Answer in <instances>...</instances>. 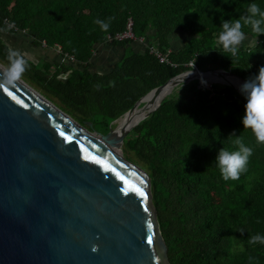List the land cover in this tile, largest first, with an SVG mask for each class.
Here are the masks:
<instances>
[{"label": "trees", "instance_id": "obj_1", "mask_svg": "<svg viewBox=\"0 0 264 264\" xmlns=\"http://www.w3.org/2000/svg\"><path fill=\"white\" fill-rule=\"evenodd\" d=\"M252 3L264 11V0H0V33H23L37 49H58L61 61L26 59L22 77L78 123L106 134L140 97L192 68L253 80L264 65V34L243 24L260 18L249 12ZM96 19L108 21L109 29ZM234 19L242 20L245 39L232 56L218 36L222 23ZM129 23L142 43L116 39ZM99 48L123 54L103 71L92 70ZM9 49L0 36L1 63L8 64ZM245 99L230 85L193 79L176 86L125 138L124 156L149 174L168 264H249V257L264 264V244L248 243L264 234V142L241 123ZM235 137L253 153L247 171L225 181L215 157L221 148L234 150Z\"/></svg>", "mask_w": 264, "mask_h": 264}, {"label": "water", "instance_id": "obj_2", "mask_svg": "<svg viewBox=\"0 0 264 264\" xmlns=\"http://www.w3.org/2000/svg\"><path fill=\"white\" fill-rule=\"evenodd\" d=\"M6 69L0 62V81ZM229 76L247 81L221 68L184 71L140 97L106 134L78 123L22 77L0 87V264H167L149 174L124 156V141L193 79L246 97ZM152 94L163 96L147 107ZM136 109L142 116L120 127Z\"/></svg>", "mask_w": 264, "mask_h": 264}, {"label": "clouds", "instance_id": "obj_3", "mask_svg": "<svg viewBox=\"0 0 264 264\" xmlns=\"http://www.w3.org/2000/svg\"><path fill=\"white\" fill-rule=\"evenodd\" d=\"M248 10L253 17L258 13L260 18L253 19L248 17L243 19V24H250L252 31L256 34H264V11L256 3L250 4ZM94 22L102 30H107L110 27L109 22L106 20L96 19ZM244 39L245 33L242 31L241 19L222 23V31L219 33L218 42L226 53L235 56L239 45ZM7 60L8 67L2 71L0 87L14 85L27 69V60L15 49L8 50ZM201 83L204 84L206 81L201 79ZM240 91L246 93L244 115L241 118V123L244 127H248L254 132L259 142H264V65L259 67L258 73L253 80L245 81L240 86ZM231 142L236 145L234 150L221 148L215 157L216 167L220 171L221 178L225 181L238 180L241 174L247 171L249 158L253 153V149L247 146L241 138L235 137ZM248 243L250 245L256 243L264 244V234L251 235ZM252 260L253 258L249 257V264H252Z\"/></svg>", "mask_w": 264, "mask_h": 264}, {"label": "rangeland", "instance_id": "obj_4", "mask_svg": "<svg viewBox=\"0 0 264 264\" xmlns=\"http://www.w3.org/2000/svg\"><path fill=\"white\" fill-rule=\"evenodd\" d=\"M3 38V41L12 49H15L17 51H19L21 53V55L24 56V58H31L34 62H38V60H41V55L38 52H35L33 49L35 48H31L30 45L29 47L27 46L30 41L28 39H24L23 38V33H19L17 34H4V33H0ZM27 45H26V44ZM252 44V43H250ZM45 46V45H44ZM37 49V48H36ZM40 49V48H39ZM109 55V53H107ZM106 60V59H105ZM4 66L8 67V64H4L1 63ZM22 77V76H21ZM23 79H25L24 77H22ZM28 83H30L32 86H34L37 90H39L42 94H44L47 99H49L50 101H52L56 106H58L60 109H62L64 112H66L67 110H69L65 105H63L61 102H59L58 100L55 99L54 96H52L49 92L41 89L40 87L38 88V86L32 84L30 81H28L27 79H25ZM143 103H141L142 105ZM140 105V106H141ZM67 114V112H66ZM69 115V114H68ZM70 116V115H69ZM72 117V116H71ZM83 124L86 125V122H84ZM118 124H115V127ZM98 132V131H97ZM151 205V204H150ZM152 207V205H151ZM153 209V208H152ZM155 214L154 210H153V215ZM166 263L168 264V262L166 261Z\"/></svg>", "mask_w": 264, "mask_h": 264}, {"label": "crops", "instance_id": "obj_5", "mask_svg": "<svg viewBox=\"0 0 264 264\" xmlns=\"http://www.w3.org/2000/svg\"><path fill=\"white\" fill-rule=\"evenodd\" d=\"M30 47L31 48H35L33 49L35 52H38L41 55V60H38V62H45V61H59L60 60V56H58L59 54V50L56 48L53 49H49L46 47H42L40 49H36V47L33 46V43H30ZM109 53V55L107 54ZM123 51L121 49H109V50H104V49H97L94 54H93V59H91V63L93 65V67L91 68L92 70H96V71H103V69L108 65L111 64V61L114 63V61L119 60L120 56H122ZM29 61H33L31 58H25ZM106 59V60H105ZM61 61V60H60ZM110 63V64H109ZM62 78L65 79V75L62 76Z\"/></svg>", "mask_w": 264, "mask_h": 264}, {"label": "bare ground", "instance_id": "obj_6", "mask_svg": "<svg viewBox=\"0 0 264 264\" xmlns=\"http://www.w3.org/2000/svg\"><path fill=\"white\" fill-rule=\"evenodd\" d=\"M228 79L231 81V82H234L236 83V85H238V87L240 88V86L243 84L239 79L235 78V77H232V76H229ZM163 95L162 94H152L150 96L147 97V99H145L143 102H145L146 106L147 107H150V106H155L157 103H159V101L161 100V97ZM146 108V107H145ZM143 110H134L133 112H131L128 116H126L125 118H123L119 125L120 127H122L124 124H132L134 123L135 121H137L143 114Z\"/></svg>", "mask_w": 264, "mask_h": 264}, {"label": "built area", "instance_id": "obj_7", "mask_svg": "<svg viewBox=\"0 0 264 264\" xmlns=\"http://www.w3.org/2000/svg\"><path fill=\"white\" fill-rule=\"evenodd\" d=\"M5 24H6V22H5ZM7 25V24H6ZM9 28H11V29H13L14 28V26L12 25H7ZM116 39L117 40H119V41H122V40H125V39H132V40H137V39H135L134 38V36H133V34H132V31H131V23H129L128 24V26H127V32L125 33V34H123V35H118L117 37H116ZM137 41H139V42H143V40L142 39H139V40H137ZM150 51L153 53V54H156L158 57H159V59H160V61L161 62H165V61H168V58L166 57V56H164L163 54H160L159 52H157L156 50H153V49H150Z\"/></svg>", "mask_w": 264, "mask_h": 264}, {"label": "snow or ice", "instance_id": "obj_8", "mask_svg": "<svg viewBox=\"0 0 264 264\" xmlns=\"http://www.w3.org/2000/svg\"><path fill=\"white\" fill-rule=\"evenodd\" d=\"M140 194H141V196H143V195H144V193H143V192H141ZM151 242H152V241L150 240V241H149V243H151Z\"/></svg>", "mask_w": 264, "mask_h": 264}]
</instances>
